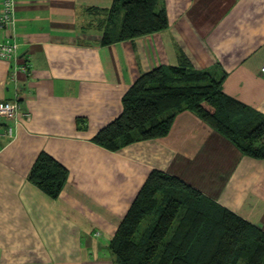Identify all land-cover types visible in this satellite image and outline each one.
<instances>
[{
  "label": "crops",
  "instance_id": "0c3cea01",
  "mask_svg": "<svg viewBox=\"0 0 264 264\" xmlns=\"http://www.w3.org/2000/svg\"><path fill=\"white\" fill-rule=\"evenodd\" d=\"M112 1L15 0V28H0V41L18 44L15 60L0 59V102L27 114L0 116V264H114L108 243L154 168L264 231V160L195 113L117 152L91 141L138 75L180 54L195 69L224 71L223 91L264 114V0H164L168 28L101 45V16L88 8ZM21 63L29 71L11 77ZM41 151L67 169L54 199L28 178Z\"/></svg>",
  "mask_w": 264,
  "mask_h": 264
},
{
  "label": "trees",
  "instance_id": "16d2710c",
  "mask_svg": "<svg viewBox=\"0 0 264 264\" xmlns=\"http://www.w3.org/2000/svg\"><path fill=\"white\" fill-rule=\"evenodd\" d=\"M88 10L101 16V45L169 26L164 0H113L109 8ZM180 55L177 64L138 75L121 99L122 111L91 141L117 152L162 138L188 110L243 156L264 160V114L223 91L224 71L195 69ZM38 154L28 178L57 198L67 169L50 154ZM142 185L108 243L114 264H264L262 228L168 172L154 168Z\"/></svg>",
  "mask_w": 264,
  "mask_h": 264
},
{
  "label": "built area",
  "instance_id": "2783aa9c",
  "mask_svg": "<svg viewBox=\"0 0 264 264\" xmlns=\"http://www.w3.org/2000/svg\"><path fill=\"white\" fill-rule=\"evenodd\" d=\"M15 10L16 4L15 0H0V28L5 31L13 30L15 24ZM17 42L16 40L6 39L4 41H0V59L11 62V60L16 59L17 54ZM29 71V65L27 63L15 64L12 68L10 74L11 77L15 75V73H27ZM261 73L264 75V66L261 68ZM22 109L20 104L16 100L11 101H3L0 102V116L11 117L15 115H27L25 113H21ZM12 128L11 126H7L5 130V135L7 137H12Z\"/></svg>",
  "mask_w": 264,
  "mask_h": 264
}]
</instances>
